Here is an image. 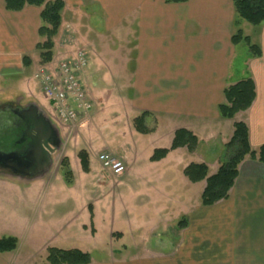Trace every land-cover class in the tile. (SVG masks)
<instances>
[{
  "label": "crops",
  "instance_id": "crops-1",
  "mask_svg": "<svg viewBox=\"0 0 264 264\" xmlns=\"http://www.w3.org/2000/svg\"><path fill=\"white\" fill-rule=\"evenodd\" d=\"M41 12L35 5L11 11L0 0V104L14 98L23 104L25 96L16 84L25 83L32 65L42 64H36ZM247 23L237 18L233 0H65L54 59L62 56V46L87 50L84 79L95 104L121 91L127 118L122 135L145 141L138 157L145 154L150 161L144 175L154 181L147 182L148 188L164 194L156 208L177 211L187 220L180 239L168 247L147 246L130 258L92 259L89 264H264V163L246 157L229 197L212 206L202 204L206 181L192 182L184 173L190 163H206L209 174L216 173L236 121L248 126L252 149L264 144V23L252 28ZM238 29L260 47L261 55H252L249 48L242 58L245 50L233 41ZM25 56L31 59L28 66ZM247 77L256 86L253 104L233 119L221 117L226 87ZM22 85L31 93L27 82ZM144 112L148 133L134 126ZM181 128L198 137L195 151L179 147L152 161L154 151L170 148ZM103 149L125 160L126 176L134 173L130 147ZM11 173L0 167V237H15L18 245L0 251V264H51L49 248L74 249L75 238L97 239V203L92 211L88 207V219L67 221L64 213L49 210L50 203L53 210L66 205L64 187L43 183L45 176ZM170 173L173 179L165 181ZM115 233L124 235L111 229V240Z\"/></svg>",
  "mask_w": 264,
  "mask_h": 264
},
{
  "label": "rangeland",
  "instance_id": "rangeland-1",
  "mask_svg": "<svg viewBox=\"0 0 264 264\" xmlns=\"http://www.w3.org/2000/svg\"><path fill=\"white\" fill-rule=\"evenodd\" d=\"M247 26L252 28L253 25L247 23ZM245 33H249V31L245 30ZM238 47L245 50L242 55L244 58L249 49L248 44L242 40L238 43ZM71 48L73 49L70 50ZM74 48V46H62L59 49L62 56H59L57 61L71 59L72 52H67L74 51ZM36 64H41L40 59L36 60ZM38 67L39 65H32L25 75V83L17 82L16 85H20L22 88L19 91L25 96L23 102L33 99L51 114L50 101L44 94L41 84L34 78ZM93 81L94 79L91 82L93 83ZM26 82L31 93L24 90L22 84H26ZM97 82L102 83L98 79ZM116 93V96L107 98V102L94 103L90 112L92 116L97 111H102L105 107L106 109L99 112L89 125H87L89 123L87 119L81 118L84 119L83 124L79 122L80 119L74 128L58 126L63 144L54 155L53 164L48 174L42 179L43 183L64 187L66 192V205L60 206L59 209L55 207L53 210L52 203H50V214L53 212L55 215L64 213L67 221L73 218L85 220L90 217L88 207L90 205L93 207V203H97V239L75 238L71 244L72 247H77L82 251L87 250L92 259L96 261L112 257L130 258L134 254L142 253L144 247L147 246L151 249L168 247L170 243H176L180 239L181 226L179 222L183 219L182 216H176L177 211L172 212V210L163 207L156 208L157 201L161 197L163 198L164 194H159L161 192L151 191L148 188L147 182L154 181L144 175L150 161L145 158V154L138 157V152L146 148L145 141L142 139L135 143L122 135L123 122H126L127 118L123 109L121 91ZM8 119L12 120V116L7 110V105L0 104V138L5 140L14 133V129L5 126ZM112 144L120 148L130 147L135 158V169L132 175L126 176L125 170L120 176H114L102 167L98 155L105 150L104 147ZM84 150L89 161L88 171L83 169L81 157H79V152ZM64 158L69 160L70 176L65 174L63 168H60V163ZM173 177L174 173H170L164 178L165 181H171ZM119 180L122 182H118ZM152 183L158 185V182ZM69 185L76 188L70 190ZM86 202L88 206H86ZM111 229L123 232V237L119 238L115 233V238L111 240Z\"/></svg>",
  "mask_w": 264,
  "mask_h": 264
},
{
  "label": "trees",
  "instance_id": "trees-1",
  "mask_svg": "<svg viewBox=\"0 0 264 264\" xmlns=\"http://www.w3.org/2000/svg\"><path fill=\"white\" fill-rule=\"evenodd\" d=\"M169 2H186L188 0H167ZM237 18L245 20L253 25L264 23V0H233ZM6 7L11 11H20L27 5L41 7V26L39 28L40 41L37 49L40 52V62L49 63L55 54V37L58 35L61 23L62 12L65 7V0H5ZM238 22V21H237ZM244 40L252 52V55H261L258 45L252 44L250 37L245 36L242 29H238L233 36V41L239 43ZM25 65L31 64L28 56L24 57ZM256 97L255 82L251 77L244 78L225 89V102L219 106L221 117L233 119L241 112L251 107ZM147 112L134 119V126L138 132L148 133L150 129L146 125L145 117ZM234 134L225 145L224 161L218 171L209 174V167L206 163H190L184 173L192 182L206 181V187L202 194V204L212 206L215 203L227 199L231 188L237 178L240 163L246 158L261 161L264 163V144L259 148L252 149L249 142V129L245 122L236 121L234 123ZM199 143L198 137L190 130L181 128L176 130L173 143L170 148H158L154 151L151 160L158 161L165 158L168 153L179 147H187L189 151H195ZM10 137L4 142L0 141V149L7 150L11 147ZM83 169L89 170V161L85 150L79 152ZM68 158H64L60 163L65 174H71ZM69 179V178H68ZM70 180V179H69ZM92 206L90 205V210ZM92 211V210H91ZM186 218H183L179 225L185 227ZM18 240L15 237H0V251L13 250L17 247ZM48 261L51 264H89L92 261L89 252L81 249H60L51 247L48 249Z\"/></svg>",
  "mask_w": 264,
  "mask_h": 264
},
{
  "label": "built area",
  "instance_id": "built-area-1",
  "mask_svg": "<svg viewBox=\"0 0 264 264\" xmlns=\"http://www.w3.org/2000/svg\"><path fill=\"white\" fill-rule=\"evenodd\" d=\"M87 64L88 53L79 48L72 52L71 59L40 66L34 74L50 101L51 117L61 127L74 128L81 118H90L94 103L83 77ZM98 159L112 175H121L126 170L125 161L109 151L99 153Z\"/></svg>",
  "mask_w": 264,
  "mask_h": 264
},
{
  "label": "water",
  "instance_id": "water-1",
  "mask_svg": "<svg viewBox=\"0 0 264 264\" xmlns=\"http://www.w3.org/2000/svg\"><path fill=\"white\" fill-rule=\"evenodd\" d=\"M16 113L36 132L34 135L30 134L32 149L29 156L0 149V167L10 170L11 174L29 179L46 176L53 164V155L61 149L63 144L58 126L36 101L29 102ZM12 160L15 164L11 162ZM15 161L21 163L22 168ZM25 164H28L29 169H25Z\"/></svg>",
  "mask_w": 264,
  "mask_h": 264
},
{
  "label": "flooded vegetation",
  "instance_id": "flooded-vegetation-1",
  "mask_svg": "<svg viewBox=\"0 0 264 264\" xmlns=\"http://www.w3.org/2000/svg\"><path fill=\"white\" fill-rule=\"evenodd\" d=\"M24 103H26V102H23V104H21L19 102V100L16 101V98L9 99L8 101H5L2 103V104L7 105V110H9V112L11 113V116H12V120L11 119L6 120L5 126L8 128L11 127V129H14V133L12 135L15 136V137H13L12 135L10 136L11 137L10 139L12 141L11 147L9 149L3 150V151L19 152L21 155L29 156L31 149H32L31 148L32 139L30 137V134L34 135V134H36V132L33 131L32 128L29 127L16 113L18 110L23 108L22 106L25 105ZM4 140L5 139L0 138L1 142H4ZM29 161H31V160H29ZM11 162L14 163L13 160ZM17 164H18V166H20V165L22 166V164L19 162ZM28 164H25L26 165L25 169H29ZM21 166H20V168H22Z\"/></svg>",
  "mask_w": 264,
  "mask_h": 264
}]
</instances>
